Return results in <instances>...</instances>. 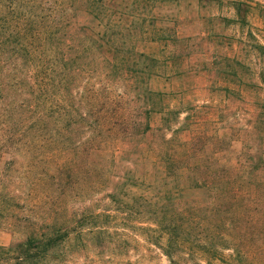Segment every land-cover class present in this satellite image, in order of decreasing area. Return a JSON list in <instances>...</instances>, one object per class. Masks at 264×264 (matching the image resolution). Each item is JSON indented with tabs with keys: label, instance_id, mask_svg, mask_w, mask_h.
I'll return each mask as SVG.
<instances>
[{
	"label": "rangeland",
	"instance_id": "rangeland-1",
	"mask_svg": "<svg viewBox=\"0 0 264 264\" xmlns=\"http://www.w3.org/2000/svg\"><path fill=\"white\" fill-rule=\"evenodd\" d=\"M68 3L77 28L63 49L85 73L67 113L78 121L87 92L108 89L117 130L98 175L65 188L41 180L48 151L0 152V247L56 227L68 239L44 264H264V0ZM74 128L72 140L90 132Z\"/></svg>",
	"mask_w": 264,
	"mask_h": 264
},
{
	"label": "trees",
	"instance_id": "trees-1",
	"mask_svg": "<svg viewBox=\"0 0 264 264\" xmlns=\"http://www.w3.org/2000/svg\"><path fill=\"white\" fill-rule=\"evenodd\" d=\"M75 28L74 9L68 0L41 5L28 0H7L0 5V152L48 151V155L40 158L53 167L44 171L41 180L64 188L77 175L89 180L98 175L93 159L108 147L104 133L109 130L114 134L118 126V105L108 89L87 92L88 111L78 121L67 113L68 86L75 81L74 72L85 73L81 69L83 62L76 63L70 50H64L72 47L64 44L74 35ZM115 43L114 40L109 45L116 46ZM113 58V63H108L111 70H116L118 55ZM141 94L150 100L162 96L146 88ZM62 109L64 115H59ZM89 115L95 120H90ZM122 121L127 124L128 120L123 117ZM77 123L90 130L84 140L78 137L72 140V127ZM151 152L157 159L155 151ZM168 219L169 227L171 219ZM66 239L68 231L63 228L54 227L40 235L34 233L17 249L0 247V262L21 259L28 264H44Z\"/></svg>",
	"mask_w": 264,
	"mask_h": 264
}]
</instances>
